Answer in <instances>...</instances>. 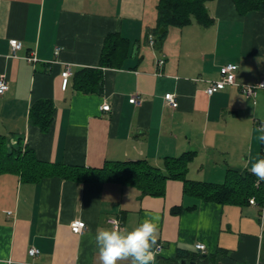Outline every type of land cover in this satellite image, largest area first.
Returning a JSON list of instances; mask_svg holds the SVG:
<instances>
[{"label": "crops", "instance_id": "1", "mask_svg": "<svg viewBox=\"0 0 264 264\" xmlns=\"http://www.w3.org/2000/svg\"><path fill=\"white\" fill-rule=\"evenodd\" d=\"M157 3L0 0V78L9 86L0 94V136L18 140L22 150L50 164L93 169L145 161L165 171V159L185 156L184 178L190 181L220 184L230 170L249 172L246 163L262 156L264 146L256 139L264 122V92L247 97L238 85L212 95L205 89L226 63L238 66L239 85L263 78L264 12L240 13L233 0H210V25L192 20L158 38ZM110 34L125 42L123 56L100 65ZM10 39L22 42L15 57ZM31 55L35 62L25 59ZM65 64L72 76L63 89ZM83 68L101 71L100 91L74 86L73 76ZM169 92L177 98L175 108L164 100ZM135 94L138 104L129 102ZM39 100L53 104L45 131L30 120ZM103 104L110 109L102 110ZM112 217L128 230L145 218L157 223L162 249L155 264H179L186 259L178 258L179 251L201 255L206 264H264L258 205L206 201L184 192L178 178L168 179L157 196L118 181L51 175L34 182L13 170L0 172V260L100 264L94 236L98 227L111 226ZM78 219L85 229L74 233L70 224ZM197 243L205 252L195 250ZM31 247L40 252L35 258L28 254Z\"/></svg>", "mask_w": 264, "mask_h": 264}, {"label": "trees", "instance_id": "2", "mask_svg": "<svg viewBox=\"0 0 264 264\" xmlns=\"http://www.w3.org/2000/svg\"><path fill=\"white\" fill-rule=\"evenodd\" d=\"M210 0H158L156 5L157 21L153 30L158 38L164 37L170 26L183 27L195 20L201 26L212 22L205 3ZM240 13L248 11L264 12V0H233ZM163 28V32L159 30ZM121 43L125 42L117 34L106 37V49L102 52L100 65L119 61L123 53ZM121 46V48H120ZM101 71L83 68L73 76L74 86L83 92H98L101 89ZM53 104L51 100H39L33 104L30 120L43 131L48 130L52 119ZM6 140L0 136V172H19L26 181H39L42 177L60 175L78 181H118L137 187L142 193L163 195L168 179H181L184 192L196 195L206 201L221 204L243 205L254 197L261 203L264 197L263 187L256 186L257 178L250 172L230 170L226 180L220 184L190 181L184 178L187 170L185 156L165 159V171L152 167L145 161L106 162L102 168L88 169L81 166L50 164L36 159L29 148L22 150L18 140ZM189 155V154H188ZM204 261L201 255H189L178 252V258Z\"/></svg>", "mask_w": 264, "mask_h": 264}, {"label": "clouds", "instance_id": "3", "mask_svg": "<svg viewBox=\"0 0 264 264\" xmlns=\"http://www.w3.org/2000/svg\"><path fill=\"white\" fill-rule=\"evenodd\" d=\"M256 132L257 141L264 144V122H261ZM245 167L257 178L258 183L264 181V156L251 158ZM84 227L81 221L80 228ZM157 232L158 225L152 218L143 219L131 230L122 228L118 220H113L110 227H98L94 242L100 264H118L121 261H130V264H155L158 252ZM0 264L10 262L0 260Z\"/></svg>", "mask_w": 264, "mask_h": 264}, {"label": "built area", "instance_id": "4", "mask_svg": "<svg viewBox=\"0 0 264 264\" xmlns=\"http://www.w3.org/2000/svg\"><path fill=\"white\" fill-rule=\"evenodd\" d=\"M9 44H10L12 55L14 57L17 56V52L19 50H21V48H22V42L18 39H10ZM58 50L59 49L57 48L56 53H58ZM25 59L28 62H35L37 60V58L34 55L26 56ZM158 64L162 65L163 59L158 60ZM237 69H238V66L234 63H226V64L222 65L219 68V78L214 79V80H207V87L205 89L206 93L208 95H212L213 93L224 89L228 85H238L240 90L242 91V93L247 97L253 95L257 90L264 92V76H263V78H261V80H259L258 82L254 83V84L239 85L236 83V71H237ZM71 76H72V67L70 64H65L64 69L61 72L62 88L63 89L67 88ZM8 87L9 86H8V83L5 80V78H3V77L0 78V94H3L4 92H6L8 90ZM164 100H165L166 104L172 108H175L178 105L177 98H176L175 94H173V93H170V92L166 93L164 95ZM129 102L132 104H138L140 102V96L138 94L131 96V98L129 99ZM101 109L108 111L110 109V106H109V104H103L101 106ZM261 153H262V156H264V146L262 147ZM255 185L256 186L261 185L264 189V181H260L258 183L256 180ZM249 203L253 204V205H258L262 210V215H264V197H263V200L261 203H258L254 197H251L249 199ZM113 220H118V218H115V217L109 218L108 222L111 224ZM81 221L85 225V222L83 220H79V219L71 222L70 228H71L72 232L81 233L85 229V227L83 229L80 228V222ZM119 223H120V221H119ZM194 248L197 251L205 252V245L202 243L195 244ZM161 249H162V245L158 244V251H160ZM39 253H40L39 250L35 247H31L28 249V254L31 257L35 258L39 255ZM28 264H37V263L29 262Z\"/></svg>", "mask_w": 264, "mask_h": 264}, {"label": "water", "instance_id": "5", "mask_svg": "<svg viewBox=\"0 0 264 264\" xmlns=\"http://www.w3.org/2000/svg\"><path fill=\"white\" fill-rule=\"evenodd\" d=\"M163 30H164V29L161 28V29L159 30V32L162 33ZM14 140H15V139L11 140L12 143H15ZM188 263H189V264H206V263H204L203 261H196V260H192V261L188 262L186 259H181L180 262H179V264H188Z\"/></svg>", "mask_w": 264, "mask_h": 264}]
</instances>
